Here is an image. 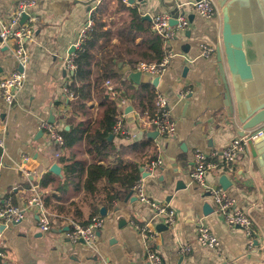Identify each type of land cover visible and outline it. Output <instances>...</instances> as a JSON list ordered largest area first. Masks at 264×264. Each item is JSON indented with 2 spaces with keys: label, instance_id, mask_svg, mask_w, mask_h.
Here are the masks:
<instances>
[{
  "label": "crops",
  "instance_id": "crops-1",
  "mask_svg": "<svg viewBox=\"0 0 264 264\" xmlns=\"http://www.w3.org/2000/svg\"><path fill=\"white\" fill-rule=\"evenodd\" d=\"M132 1L37 0L30 10L38 16V21L32 39L26 43L29 59L24 68L27 76L25 85L12 107L0 99V139L4 145L0 159V200L10 198L12 205L24 209V218L19 223H0L2 248L7 254L5 264H149L147 249L157 251L164 264H264V153L248 146L246 154L239 157L231 170L220 165L206 176L209 186L219 187L222 186V176L227 177L230 185L225 190L253 220L257 233L252 239L242 229L228 226L214 211V203L207 191L188 175L196 148L220 151L240 132L239 124L231 123L218 69V56L223 64L225 57L222 48L223 8L217 0L218 12L214 18L203 19L196 13H190L193 17L189 25L176 32L169 42L174 56L158 77L157 84L153 85L154 78L145 73L141 74L138 82H148L154 91L168 97L176 122L174 136L148 137L151 130L144 123V114L135 105L127 104L131 110L123 112L122 122L130 135L125 139L113 135L111 139L115 145H131L138 140L147 142L143 149L133 150L125 157L143 167L147 193L168 203L176 211L175 226L172 229L158 227L161 223L155 222L152 210L133 194L128 196L129 192L113 202H101L91 207L84 190L57 199L58 190L40 186L41 176L50 172L49 167L54 162L61 168L60 175H54L63 179L62 165L55 158L45 131L39 126L41 121L53 119L58 129H69L71 100L67 99L63 88L71 73L66 70L64 59L71 53L72 43L88 17L96 13L99 5H104L105 28L113 30L111 44L117 45V30L131 20L129 8H135L140 19L150 26L153 15L176 13L180 6L187 8L194 0ZM16 2L0 0V24L8 20ZM238 14L244 17L247 28L254 32L250 48L256 63L255 88L258 91L264 86V41L256 38L255 32L264 28V8L253 10L247 7ZM140 39L136 38L134 44H138ZM202 45L213 48L206 57L201 56ZM10 46L0 39V76L19 67ZM118 68L124 78L130 79L127 64L120 62ZM130 81L135 89L138 83ZM184 91H187L186 96L179 97L178 94ZM230 95L234 105L231 87ZM88 106L95 117L99 111L97 101L89 102ZM65 152L64 147L62 153ZM79 156L89 163L85 151ZM155 157L162 159V165L151 173L146 172L150 158ZM34 189L40 193L47 209L59 216L47 232L40 231L37 209L28 204ZM205 203L212 208L209 213L203 211ZM101 207L105 208L103 213L99 212ZM61 216L81 225L98 216L103 224L90 244L82 241L72 243L67 239ZM200 220L219 239L217 249L211 250L196 243V228ZM135 224L151 229L154 225L157 233L145 238L135 229ZM182 244H190L191 250L178 253V246Z\"/></svg>",
  "mask_w": 264,
  "mask_h": 264
},
{
  "label": "built area",
  "instance_id": "built-area-1",
  "mask_svg": "<svg viewBox=\"0 0 264 264\" xmlns=\"http://www.w3.org/2000/svg\"><path fill=\"white\" fill-rule=\"evenodd\" d=\"M127 3L128 0H122ZM37 0H17L16 6L9 16L8 20L0 24V39L2 42L10 43L13 55L22 67V70H14L7 75L0 76V99L9 108L15 104L19 92L22 90L26 82L25 66L28 63L29 53L26 43L32 39L38 16L31 13V9L35 6ZM218 12L215 0H194L188 4L187 8H178L174 15L167 12L155 14L150 17V29L152 32L159 35L163 42V55L159 61L139 62L135 71H140L149 75L151 78L159 77L167 68L170 59L174 56V52L169 46V42L175 37L176 32L185 29L189 25L188 16L190 13H196L203 19H212ZM26 14V19L21 22L22 16ZM176 22L171 24V20ZM93 27L92 16H89L83 26L77 33L75 41L72 43L73 51L67 54L64 59L65 68L72 73L76 68L77 52L83 50V44L88 38L89 32ZM213 51L212 46L202 45L201 56L206 57ZM70 78L63 88L65 96L68 100H72L74 92L68 86ZM107 94L114 98L117 92L114 90L112 83L105 80ZM187 91L178 94L179 97H185ZM124 106L126 100H122ZM123 112L115 116V122L112 126V134L125 139L130 135L129 131L123 126ZM144 123L151 130H156L159 135L164 137H173L176 131V122L172 116L169 99L162 93L154 91V100L152 108L144 113ZM45 131L51 144H56L58 150L55 152V158H58L64 149V137L61 130L49 121L43 120L39 126ZM262 135V130L258 127L256 131H247L243 136L234 137L230 143L220 151L212 150L205 151L196 148L192 154V165L189 169V177L191 180L200 185L205 191L209 192V196L214 203V211L222 216L224 222L230 227H236L243 230L244 234L252 239L256 235L257 230L254 228L253 220L250 215L242 210L236 200L230 196L225 189L219 186H209L206 182L207 173L210 170L216 169L220 165H225L228 169H232L234 163L240 156L246 154L248 149V141ZM0 147L4 145L0 139ZM163 161L160 157L152 159L145 167V171L151 173L155 168L162 165ZM144 177L141 173L139 178L131 187L132 194L142 204L148 206L152 212L155 222L161 223L167 229H172L177 220L176 211L164 203L152 198L145 189ZM28 204L37 209V223L40 231L47 232L51 229L52 224L58 220L59 216L50 212L45 206L40 193L34 189L32 196L28 200ZM24 218V209L12 205L10 198L0 200V223L1 224H16ZM62 223L67 227L65 234L67 239L72 243L84 242L90 244L97 237V232L101 228L103 222L98 216H93L88 224L81 225L68 217H60ZM135 229L139 230L143 237L148 238L156 234L154 228L141 227L134 225ZM196 243L207 247L211 250L217 249L219 239L211 231L207 224L199 221L196 228ZM252 243V241H250ZM3 234L0 231V264H5L7 258L6 252L2 248ZM190 244H182L178 246V253H185L191 250ZM147 260L149 264H164L162 256L155 250L147 249ZM105 264H110L105 262Z\"/></svg>",
  "mask_w": 264,
  "mask_h": 264
},
{
  "label": "trees",
  "instance_id": "trees-1",
  "mask_svg": "<svg viewBox=\"0 0 264 264\" xmlns=\"http://www.w3.org/2000/svg\"><path fill=\"white\" fill-rule=\"evenodd\" d=\"M128 10L131 20L119 27L116 32L118 44L114 45L111 44L114 32L105 28L103 20L105 7L99 5L92 16L93 27L83 50L77 52L76 68L68 83L74 92L69 129L61 130L67 153L61 152L58 157L63 179L51 171L40 179L42 188L51 186L59 191L57 199L84 190L91 207L101 202H113L129 192L140 176L139 164L125 156L133 150L143 149L147 142L138 140L131 145H115L108 135L112 133L115 116L124 112L127 104L135 105L141 114L152 108L154 88L148 82H140L133 89L130 79L119 72L118 64L123 62L132 71L139 62L159 61L163 55V42L152 32L149 23L140 19L135 8ZM138 37L141 38L139 43L134 44ZM105 80H109L117 92L114 98L107 94ZM124 99L126 104L123 106L121 101ZM93 100L99 108L95 117L88 106ZM52 146L56 152L57 145ZM82 151L87 153L89 163L79 156ZM1 153L0 147V159Z\"/></svg>",
  "mask_w": 264,
  "mask_h": 264
},
{
  "label": "water",
  "instance_id": "water-1",
  "mask_svg": "<svg viewBox=\"0 0 264 264\" xmlns=\"http://www.w3.org/2000/svg\"><path fill=\"white\" fill-rule=\"evenodd\" d=\"M132 3V0H129ZM218 4L223 8V26H222V48L225 57V64L221 62V58H217L218 69L220 72V78L223 84L224 96L227 107L230 110L231 123L235 125L236 123L240 126L239 136H243L247 131H256L259 127L262 130V135L248 141L249 148H257L260 153H264V86L259 87L258 91L255 88V78H256V63L254 60V55L251 52L250 46L252 45V35L254 32L249 30L246 23L244 22V17L239 16L238 12L244 8L259 9L264 8V0H217ZM250 5H249V4ZM174 15L175 12L169 13ZM27 15L22 16L21 22L26 19ZM192 14H189L188 19L191 20ZM148 19L147 17H145ZM176 21L171 20V24ZM264 28L261 29L255 36L256 38H262L264 41ZM73 51V48H71ZM225 66V68H224ZM17 70L21 71L22 67L19 65ZM140 71H130L128 76L131 80L138 83L141 77ZM227 74L229 76H227ZM159 78L155 77L152 80V84L156 85ZM244 85V86H243ZM230 87L234 91L235 104L233 105ZM244 87V88H243ZM242 89V90H241ZM131 106L125 108V112H129ZM54 123L53 119L48 120ZM41 131V130H40ZM148 137L156 138L159 136L156 130L150 131L147 134ZM113 134L108 135V139H112ZM49 170L60 175L61 168L54 162L50 165ZM142 175L143 167L139 168ZM264 180V170L262 171ZM221 187L225 189L230 185L229 180L226 176H222ZM132 194L129 191L128 196ZM209 195V192H207ZM212 210L208 203L203 206V211L209 213ZM105 208H100V213H103ZM163 229L166 226L159 224ZM67 229V227L65 228Z\"/></svg>",
  "mask_w": 264,
  "mask_h": 264
},
{
  "label": "rangeland",
  "instance_id": "rangeland-1",
  "mask_svg": "<svg viewBox=\"0 0 264 264\" xmlns=\"http://www.w3.org/2000/svg\"><path fill=\"white\" fill-rule=\"evenodd\" d=\"M94 22V21H93Z\"/></svg>",
  "mask_w": 264,
  "mask_h": 264
}]
</instances>
